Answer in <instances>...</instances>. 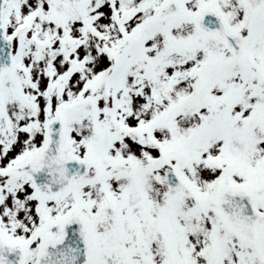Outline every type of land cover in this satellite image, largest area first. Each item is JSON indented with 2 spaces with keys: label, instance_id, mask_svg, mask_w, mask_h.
Returning <instances> with one entry per match:
<instances>
[{
  "label": "snow or ice",
  "instance_id": "1",
  "mask_svg": "<svg viewBox=\"0 0 264 264\" xmlns=\"http://www.w3.org/2000/svg\"><path fill=\"white\" fill-rule=\"evenodd\" d=\"M0 264H264V0H0Z\"/></svg>",
  "mask_w": 264,
  "mask_h": 264
}]
</instances>
